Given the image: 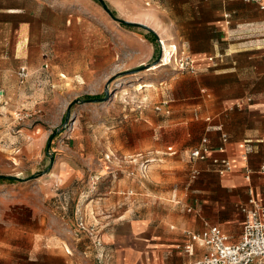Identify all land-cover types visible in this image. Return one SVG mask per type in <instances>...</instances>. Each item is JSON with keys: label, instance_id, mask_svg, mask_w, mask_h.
<instances>
[{"label": "rangeland", "instance_id": "374dc122", "mask_svg": "<svg viewBox=\"0 0 264 264\" xmlns=\"http://www.w3.org/2000/svg\"><path fill=\"white\" fill-rule=\"evenodd\" d=\"M21 1L18 48L16 26L0 27V176L18 179L0 181V264H47L34 262L38 243L93 264L88 232L101 238L117 217L149 206L143 197L164 191L150 179L190 158L180 109L195 64L172 17L186 0H103L118 19L153 30L160 58L145 29L121 27L93 0ZM162 41L175 52L153 69ZM105 91L104 101L73 104L64 122L70 103ZM156 201L153 209L164 205Z\"/></svg>", "mask_w": 264, "mask_h": 264}, {"label": "crops", "instance_id": "0c3cea01", "mask_svg": "<svg viewBox=\"0 0 264 264\" xmlns=\"http://www.w3.org/2000/svg\"><path fill=\"white\" fill-rule=\"evenodd\" d=\"M172 9L174 24L195 64L192 94L180 109L189 113L193 139L184 150L205 148L206 157L196 160L181 155L169 169L158 172V179H150L164 189L161 196H153L164 204L161 210L153 209L157 201H149L146 195L143 201L149 206L135 213L126 211L104 229L100 239L108 264L198 260L210 248L195 246L192 255H185L180 247L187 242L186 232L201 233L206 224L213 225L236 243L248 189L264 206V10L243 0H186ZM24 11L21 0H0V27L16 26L17 48L26 38L27 23L17 22ZM181 134L189 137L186 129ZM174 148L168 150L174 152ZM215 159L227 160L230 171L220 174ZM36 248L34 262H72L68 250L45 249L41 243ZM87 248L85 255L97 264L93 248Z\"/></svg>", "mask_w": 264, "mask_h": 264}, {"label": "built area", "instance_id": "2783aa9c", "mask_svg": "<svg viewBox=\"0 0 264 264\" xmlns=\"http://www.w3.org/2000/svg\"><path fill=\"white\" fill-rule=\"evenodd\" d=\"M246 3L256 4L260 10H264V0H243ZM161 45V42H160ZM183 66V64H182ZM193 70V61L185 62ZM19 77L25 79L27 73L25 68H21ZM207 149L198 148L190 152V158L204 160ZM213 164L221 166L219 173L230 171L231 167L227 160H213ZM264 170V169H262ZM249 180V174L246 175ZM248 201L241 207L244 215L240 240L231 243L227 235L217 226L205 225L201 233L186 232L187 242L180 247V251L185 255H192L195 246L210 248L208 254L200 259L187 264H264V206L258 204L251 189H248ZM83 219H78V226L83 230ZM91 240V247L94 250V260L97 264H108L102 251V241L99 236L93 233V229L88 232Z\"/></svg>", "mask_w": 264, "mask_h": 264}, {"label": "trees", "instance_id": "16d2710c", "mask_svg": "<svg viewBox=\"0 0 264 264\" xmlns=\"http://www.w3.org/2000/svg\"><path fill=\"white\" fill-rule=\"evenodd\" d=\"M95 3L100 4V1H102L104 3V5L106 6V8H108V10L110 11V13L115 17H116V14L114 11H112L108 6L107 4L103 1V0H93ZM118 19V18H117ZM121 27L129 30L130 27L134 28V27H138V28H143L141 26H138V25H132V24H121ZM145 29V28H143ZM146 32H147V36L148 38H146L152 45L153 47L155 48L154 50L157 51L158 53V56H159V44L157 42V39L154 35V33L148 29H145ZM86 100H89V101H97V100H101L103 99V95H87L84 97ZM0 181H4V182H10V183H14L15 181H18V179H16L15 177H9V176H0Z\"/></svg>", "mask_w": 264, "mask_h": 264}, {"label": "water", "instance_id": "95a60500", "mask_svg": "<svg viewBox=\"0 0 264 264\" xmlns=\"http://www.w3.org/2000/svg\"><path fill=\"white\" fill-rule=\"evenodd\" d=\"M100 4H101V7H102V9H103V11L113 20V21H115V22H117V23H119V24H132V25H138V26H141V27H143V28H145V29H148V30H150V31H152L150 28H148V27H146L145 25H142V24H139V23H134V22H130V21H126V20H122V19H117V18H115L111 13H110V11L108 10V8H106V6L104 5V3L102 2V1H100ZM160 56H161V50H160V53H159V58H160ZM106 98H107V92L105 91V97L103 98V99H101V100H97V101H89V100H85V101H81V100H78V99H76V100H74L72 103H70V105L68 106V109H67V114H66V118H65V123L67 122V119H68V116H69V111H70V108H71V106L73 105V104H77V103H80V102H86V103H88V102H99V101H104V100H106ZM47 172V169L43 172V173H46ZM32 178H34V177H32Z\"/></svg>", "mask_w": 264, "mask_h": 264}, {"label": "bare ground", "instance_id": "6f19581e", "mask_svg": "<svg viewBox=\"0 0 264 264\" xmlns=\"http://www.w3.org/2000/svg\"><path fill=\"white\" fill-rule=\"evenodd\" d=\"M162 45H163V49H164V59L160 62V63H161L160 66L154 67L153 69H157V68H159V67L166 66V65H167V62H168V60H169V58H170V56H171V52H170V50L172 49V51L175 52V48H174V47H171V49H170V47H168V46L165 44L164 41L161 42V47H162Z\"/></svg>", "mask_w": 264, "mask_h": 264}]
</instances>
